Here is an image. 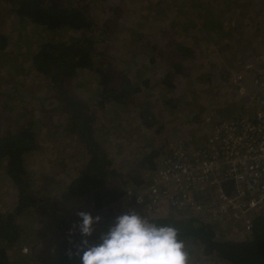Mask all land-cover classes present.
<instances>
[{"label": "trees", "instance_id": "trees-1", "mask_svg": "<svg viewBox=\"0 0 264 264\" xmlns=\"http://www.w3.org/2000/svg\"><path fill=\"white\" fill-rule=\"evenodd\" d=\"M0 1L7 12L11 11L8 5L12 7L15 5L19 21L28 23L36 29L33 37L38 42L30 48L28 67L41 82L39 99L34 107L26 105L24 100L11 103L10 108L15 109L20 106L22 111H18V118L13 126L7 128L8 131L0 130V161L4 163L8 180L15 186L13 203L5 205L7 210H0V264H81L77 255V246L83 238L77 222L71 219L76 211L61 213L62 209L68 208L61 205V207H51L52 211L47 212L46 209L51 206L50 200L56 203L58 197L61 200L74 198L80 203L94 204L95 207L92 209L107 205L105 209L100 208L97 213L101 217L99 223L101 225L87 237L92 243L100 242L101 234L106 232L115 220V211L111 208V203H115L114 201L123 195L122 187L131 184L133 187L138 185L141 187L151 182L153 180L151 172L156 169L157 158L165 153L162 151L163 144L157 140L165 125L156 115L166 106L170 112L178 116V110L173 109L175 107L169 108L170 104L166 105L179 98L172 93L173 84L167 79L169 73L173 75L175 72L166 70L168 73H165V78L161 80L163 91L159 92L162 97L161 103L154 110L153 104L145 103V99L141 100L137 94L144 90L147 92L150 88L148 77L135 82L127 76V71L120 72L106 64V58L112 55L114 47H118L123 41V34L116 23L108 19L102 22L91 15V1H96L99 6L104 5L105 2L99 3L100 0ZM149 11L142 9V12H138L140 16L135 18L132 15L131 19L141 20ZM127 12L133 14L135 11L130 9ZM147 27L148 25H143L140 30ZM143 31L145 32V29ZM147 31L149 30H146V39L143 41L142 33L132 30L136 33L130 34V38L134 39L136 46L152 47L153 41ZM22 36L29 37V35ZM33 37L30 39L32 40ZM9 38L10 32L1 33L0 50H5ZM176 46L180 54H184L185 51L190 53L189 46L183 47L179 44ZM233 48L236 46L231 49L234 50ZM6 56L0 58V67L5 72L8 70L7 74H9L10 69L16 67L17 61L14 60V64L6 62L4 59ZM247 62L242 63L244 68ZM171 67L177 71L180 65L173 61ZM224 68L222 67L218 73ZM83 71L89 72L95 80L93 89L89 90L92 92L90 94V98H93L92 103H89V98L76 97L70 89L78 86L75 82L78 74ZM21 72L23 70L19 73ZM3 78L0 76V88L10 82L7 78L5 80ZM20 86H22L21 82L18 89ZM10 87L11 85L6 89L10 91ZM13 87L16 89L15 85ZM25 90L23 88L18 93L22 99L25 98ZM175 103L176 101L172 105ZM94 104L96 106L92 107ZM113 104L118 110H123L124 114L131 111L138 116L136 124L130 126V129H125L128 139L134 136L137 125L142 128V137L139 135L135 137L138 139V147L130 149L131 157H136L135 166L124 172L118 170L106 147L102 146V143L108 141L110 132L118 136L122 130L113 116L109 117L112 114ZM14 111L17 113L16 109ZM54 112L58 113L54 114ZM104 118H108L114 124L113 128L111 130L100 128L98 132L95 131L98 126L95 122H103ZM117 119H122L120 114ZM194 122L198 123L191 118V123ZM61 135L68 139L61 140ZM58 138L60 142L57 141ZM54 147L66 151L62 157H78L84 154L87 158L85 163L80 165L77 174L65 182L59 191L41 192L34 187V179L26 166V156L31 153L37 156L45 155ZM119 150L121 151L117 149ZM56 157H61V152ZM149 172L150 179L146 182L145 174ZM175 208L176 212H172L174 207L171 206L168 215L161 213L150 215L151 210L141 206L137 207L136 211L158 225H171L178 229L179 238L185 241L189 259L196 253L197 248H200L203 254L214 256L230 264H264V208L251 214V228L240 238H224L220 236L221 233L216 229L214 222L202 220L192 213L186 214L188 207ZM33 212H36V218H30L29 214ZM37 214L45 218V222L40 227H37ZM52 224L55 226L46 230V227ZM58 230H61L60 235L50 239L48 234ZM24 243H30L32 248L44 252L31 256L30 253L21 250ZM13 250H17L20 258H11L10 252ZM30 258L34 259L31 261Z\"/></svg>", "mask_w": 264, "mask_h": 264}, {"label": "rangeland", "instance_id": "rangeland-1", "mask_svg": "<svg viewBox=\"0 0 264 264\" xmlns=\"http://www.w3.org/2000/svg\"><path fill=\"white\" fill-rule=\"evenodd\" d=\"M101 2H105V4L99 6L96 1H91V15L94 19L102 22L108 19L116 23V26L120 28L123 34V41L119 43L118 47H114L112 55L106 58V64H109L111 69L115 68L120 72L127 71V76L131 77L135 82H138L143 77L150 79V88L147 90L149 94L146 95V90L137 93L141 100L145 99V103L153 104L155 110L161 103L162 97L159 92L163 91L161 80L165 78V73H168L166 70L169 69L172 73L176 72L173 75L169 73L167 79L173 84L172 93L175 96H179V98H175L173 102L166 105L170 104L169 108L175 107L173 109L178 110V116L172 111L170 112L166 106L161 113L156 115V117L161 118L165 125L162 133L157 136L158 142L163 144L162 151L166 152L172 145L180 141L191 146L197 144L200 137H202L201 140L206 137L209 133L210 125L216 120L229 119L228 117H235V115L237 116V114L244 111L254 113L257 104L251 101L249 96L246 97L242 94L244 92L253 94L256 93L254 92L256 88L259 89V85L252 79V69L247 70L248 73H245V75L243 71L237 69L238 66L226 62L236 57L247 58L246 52H249L248 49L256 39V36L251 32L255 30H251V27H256L255 19H257L259 14L264 15V0H100L99 3ZM11 3L14 5L13 2ZM8 7L11 8L9 12L2 7V2L0 1V35L2 32H10V38L7 41L5 50H0V58L7 55L10 59L6 56L4 58L6 62H11V64H14V60L17 62L16 67L10 69L9 74H7L8 70L5 72L0 67V76H3L4 80L6 78L10 80L4 87L0 88V130L3 132L8 131L7 128L10 125L13 126L19 115L18 111H22V107L18 106L15 107L16 113L15 109L10 108L9 105L18 103V100H24L26 105L34 107L33 105L39 99L41 83L38 81L39 78L37 79L34 73L31 72L30 67H28L31 55L30 48H33L38 42L33 37L36 29L28 23L19 21L15 5L13 7L8 5ZM129 8L135 12L129 14L127 12L130 10ZM142 9L150 11L141 20L131 19L132 15L135 18L140 16L138 12H142ZM252 13L255 19L250 16ZM143 25H148L144 29L145 32L149 30L147 32L153 41L152 47L150 45L136 46L134 39L130 38V34L133 33L132 30L139 31L142 33L144 41L146 39L144 29L140 30ZM229 34L230 40L226 38ZM22 35L27 37L29 35V39ZM225 35L227 36L225 37ZM232 35L233 38L231 39ZM31 37H33L32 40L30 39ZM260 39L262 45H264L263 38ZM229 41L230 46H228ZM177 44L183 47L189 46L191 48L190 53L185 51L184 54H180L177 50ZM232 46H236V48L232 50ZM11 57L14 59H11ZM173 61L180 65L177 71L171 67V62ZM22 62L24 65L21 66ZM248 62H252L254 66L264 67L261 63ZM11 64L10 66H13ZM222 67L225 68L218 73ZM21 70L23 72L19 73ZM237 72L242 74L241 80H234V74ZM247 78H249L251 92L245 87L240 92L239 86L245 84L244 81ZM19 80L22 86L18 89ZM75 83L78 86L73 89L70 87L72 93L79 98H89V103H92L93 98H90L92 92L89 90L93 89L95 80L92 79L90 73L87 71L80 72ZM10 85L11 89L8 91L6 87ZM14 85L16 89L13 87ZM23 88L26 89L24 99L18 96V93ZM3 89L6 90L3 91ZM37 90H39L38 93ZM175 101L176 103L172 105ZM4 104L6 106L3 107ZM93 106H96V104ZM122 111L118 110L114 104L112 105V114L109 117L113 116L115 122L121 125L122 130L118 136L110 132L107 137L108 141L102 143V146L106 147L118 170L124 172L135 166L136 157H131L130 149L138 147V139L135 137L138 135L142 137V128L137 125L134 136L128 139L125 135V129H130V126L135 125L138 116L131 111H128L127 114ZM56 113L58 112H54V114ZM119 114L122 119H117ZM190 117L197 122L202 118L203 122L199 123L201 125L191 123ZM95 124L98 125L95 130L97 132L100 128H109L111 130L114 126L108 118H104L103 122L96 121ZM102 125L104 127H101ZM60 138L61 140L68 139L62 135ZM60 138H58V142H60ZM53 139L55 138L53 137ZM118 143L121 144L118 145ZM117 149H121V151H117ZM60 152L61 157H56ZM64 153L66 151H61L54 147L50 153H45V155L37 156L31 153L32 155L26 156V166L30 174H32L33 184L36 189L41 192H47V190L50 192L59 191L65 182H68L77 174L80 165L84 164L87 158L84 154H80L78 157H62ZM158 160L159 158H157L156 167ZM154 172L155 170L151 172L153 177ZM133 173L131 172V174ZM149 179L150 172L145 174V181L148 182ZM151 183L153 184L155 181L152 180L141 187L139 185L133 187L131 184L122 188H124V191L132 188L140 189ZM14 195L15 186L8 180V176L4 171V163L0 161V205L5 207L6 204H12L15 198ZM119 198L121 199V197ZM119 198L114 201L115 203H111V208L115 211V217L132 210L123 200L121 203ZM50 205L46 209L47 212L52 211L51 207H61V205L70 209L69 211L68 208L67 210L62 209L61 213L68 214L76 211L71 219L76 221L77 225L81 219L77 212L87 211L95 217L100 208L105 209L107 207L104 204L99 209H92L95 207L94 204L80 203L78 199L74 198L61 200L60 197H58L56 203L50 200ZM186 210V214L192 213L202 220L214 222L216 229L221 233L220 236L224 238H240L245 235L246 230L244 227L232 217L222 216L213 221L214 219L209 218L201 211L190 208ZM168 212L165 209L161 214L168 215L170 214ZM172 212H176V209L174 208ZM35 213H30V218H36ZM37 218V227H40L45 222V218L38 214ZM99 223L100 221L94 225V228L100 226L101 224ZM53 226L55 225H49L46 230H50ZM59 231L61 230H58V232L52 231L51 234H48L49 238L52 239L56 235H60ZM49 243L48 245H51ZM45 245L47 244L45 243ZM23 246H26L27 250H23ZM50 249L52 250L53 248L50 246ZM21 250L30 253L31 256H37L44 252L43 250L32 248L30 243H24ZM10 255L12 259L20 258L17 250L10 252ZM33 259L30 258L31 261ZM189 260L190 264H230L214 256L203 254L200 248H197L196 253Z\"/></svg>", "mask_w": 264, "mask_h": 264}, {"label": "built area", "instance_id": "built-area-1", "mask_svg": "<svg viewBox=\"0 0 264 264\" xmlns=\"http://www.w3.org/2000/svg\"><path fill=\"white\" fill-rule=\"evenodd\" d=\"M244 66L252 69L259 85L258 92L249 95L257 104L254 113L212 122L195 145H172L159 157L155 183L127 189L121 203L135 211L148 208L150 215L168 212L171 206L188 207L214 220L232 217L250 230L251 214L264 208V67L252 62ZM241 79V73L234 74V80ZM7 209L0 205V210Z\"/></svg>", "mask_w": 264, "mask_h": 264}, {"label": "clouds", "instance_id": "clouds-1", "mask_svg": "<svg viewBox=\"0 0 264 264\" xmlns=\"http://www.w3.org/2000/svg\"><path fill=\"white\" fill-rule=\"evenodd\" d=\"M78 224L82 241L77 246L81 264H190L185 241L171 225H158L147 216L129 210L115 217L100 242L87 237L101 219L90 212L79 211ZM75 227V226H74Z\"/></svg>", "mask_w": 264, "mask_h": 264}, {"label": "crops", "instance_id": "crops-1", "mask_svg": "<svg viewBox=\"0 0 264 264\" xmlns=\"http://www.w3.org/2000/svg\"><path fill=\"white\" fill-rule=\"evenodd\" d=\"M260 9H262V8H260ZM250 16L253 19H255V16H254L253 13L250 14ZM255 20H256L255 21L256 27L255 28H252L251 27V30H255V31H251V32L253 33L254 36H256V39H255L254 43L251 44V47L248 49L249 52H246L247 58L246 59H242V58L236 57V58H233L232 60L226 62V63H230L232 65L238 66L237 69H241L239 71H243L246 74L248 73V71H247V69H245L242 66V63L245 62V61H247V60L248 61H254L255 63H261L264 66V45H262V42H261V39H260V38H263V40H264V15L259 14L257 16V19H255ZM257 28H259L261 30V32ZM234 33H235V31L233 32V35H234ZM257 33H258V36H257ZM233 35H232L231 39L233 38ZM226 38H228L230 40V34ZM244 83L245 84H242L241 86H239L240 92L243 91V87H245L246 89H248L250 91L251 90V87L249 86V78H247L244 81ZM254 92H258V89L256 88V91H254ZM242 94L245 95L246 97H248L249 94H251V93L244 92ZM228 118H232V117H228ZM202 122H203V119L201 118L198 123H195V122L194 123L195 124H199V123H202ZM199 125H201V124H199Z\"/></svg>", "mask_w": 264, "mask_h": 264}]
</instances>
